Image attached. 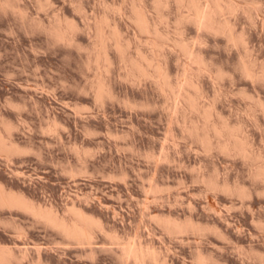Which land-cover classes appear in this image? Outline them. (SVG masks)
Wrapping results in <instances>:
<instances>
[{"label": "rangeland", "instance_id": "374dc122", "mask_svg": "<svg viewBox=\"0 0 264 264\" xmlns=\"http://www.w3.org/2000/svg\"><path fill=\"white\" fill-rule=\"evenodd\" d=\"M54 1L53 9L84 28L75 35V46L59 43L44 31L51 9H42L37 0H19L30 23L0 11V131L24 150L0 153V186L62 216L71 217L69 208L76 206L101 219L108 233L154 247L169 264H199V251L222 264H264V182L254 177L255 166H264V109L255 102H264V83L243 77L242 46L186 23L184 38L193 54L186 55L170 43L172 39L166 52L173 76L188 70L183 90L194 95L196 87L194 91L191 86L198 85L206 95L203 104H214L230 126L247 132L256 153L263 155L252 163L216 148L206 151L185 127L195 120L203 123L201 115L186 109L182 97L181 112H172V99L156 82L125 76L121 54L113 48L109 82L116 98L95 99L99 69L94 63L88 66L87 60L94 54L96 21L107 15L117 24L125 42H131L129 57L138 58L139 51L153 55L150 37L133 23L136 0ZM169 1V9L162 11L169 24L161 23L160 29L176 39L179 8L176 0ZM231 1L243 8L231 20L236 32L248 39L259 70L264 64V0ZM139 3L151 18L159 19L154 0ZM195 56L225 70L226 78L199 76ZM191 75L197 82L189 85ZM182 109L189 110L187 117ZM53 122H58L59 131H48ZM7 123L13 126L10 132ZM212 176L232 188H246L249 196L211 189L207 180ZM166 215L177 220L190 216L202 226L217 227L224 237L213 230L200 236L171 235L155 219ZM65 239L31 214L0 208V245L11 247L20 264H135L132 259L122 261L119 245L106 235H97L92 246Z\"/></svg>", "mask_w": 264, "mask_h": 264}, {"label": "bare ground", "instance_id": "6f19581e", "mask_svg": "<svg viewBox=\"0 0 264 264\" xmlns=\"http://www.w3.org/2000/svg\"><path fill=\"white\" fill-rule=\"evenodd\" d=\"M136 1L133 2L134 5L132 10L133 11L132 19L134 21L133 23H135L138 26L141 32H143L144 34L150 37L149 42L147 43H150L152 45L154 52L152 50L151 51L153 55L151 56L149 54L150 56H148L147 54H144V51L141 52L139 51V54H137L138 56L136 55L138 58L136 57L133 58V56L129 57L127 54V50L129 49L128 46L131 45V42L130 44H129V40L128 43H126L127 41L125 42V39L122 36L123 34L119 30L117 24L116 25L112 24L113 22L109 20L110 17H108L107 15H106L107 17L104 15L105 16V17L103 16L104 18L102 17L100 20H98L99 22L96 21L97 22L96 41L92 45L93 50L91 49L92 50L91 54L93 53L94 54L88 56V60H87L88 66H91L94 63V65L97 66L99 69L98 70L99 73L97 72L99 74V75L97 74L98 80L94 87L95 89L94 92L96 93L95 99L103 102L106 98L112 100L116 98L114 89L112 88V85L109 82L110 81L109 78L111 76L114 66L113 59L110 56V49L113 48L121 54L120 60L122 62V66H124L123 69H125V76H127L129 79L133 81H142V79H152L154 82H156L160 86L159 88L163 89V92L167 93V95L170 98V102L172 99L171 104L168 105L169 107L171 106L170 110L172 109L171 110L172 112L173 111L174 113L181 112V110H179L180 107L178 103L180 102V98L182 97V101L183 100L185 101L184 105H186V109H188L189 107L190 109H192L191 113H193L194 111L196 112L195 114L198 113L201 115L198 116H200L201 120L203 119V123L200 122L202 125L197 123V121L199 120H195L196 123L194 121L191 123L189 122L191 125L188 124L189 127H187L188 125H186L185 127L188 128L187 131L189 130L188 131L189 133L191 132L190 135H192V137L195 136L203 144L204 148H206V151L210 152L214 150V148H216L220 150V152L222 151L225 154L228 153L230 155L235 154L237 156H240L244 158L246 161L249 160L248 162L251 161L254 162L256 159L260 162L259 157L261 156L263 157V155L260 153L258 154L256 153V150L253 147L254 146L253 142L251 141V139H249V136L246 135L247 132L245 133L243 129H241V126L240 127L239 126L234 127L235 125L233 127L230 126V123H228L225 120V118H223V115H221L218 111H216L217 110L216 108H215L216 110L214 109L213 107L215 106L214 104L213 106H211V104H209L210 106L209 105L207 106L202 103L204 102L202 100L205 99L206 95L204 96V91H202V89L199 88L198 85L196 86V84H193L194 82L192 81L195 80H193L192 75H194V73L191 75L192 78L189 77L191 79V80L189 79V81L192 82V83L190 82L189 85L193 84V86H191L192 89L193 87L194 88L196 87L195 88L196 91L193 89L195 91V92L193 91L195 94L190 95L191 93L186 92V90H183L186 88V87L183 88L185 84L184 76H186L188 70L185 67L182 71V74L179 75L176 74L177 75V76L175 75L176 77L173 76V73L171 71L172 69L170 68V62L167 60V52H166L167 51L166 45H169L170 43L173 44L174 42V45L176 47L178 46L179 49H181L186 55L191 56L193 54L190 49V45L186 42L187 40L184 38L185 32L183 30V26L186 23H192L199 29H203L210 34L217 36L218 35L225 36L228 42L230 44H233L234 46H242L243 52L239 56V68L241 70V73L243 74V77H246L247 79L252 80L254 82L255 81L259 83L261 82V84H263L264 64L262 65L263 67L260 66L259 70L257 69L258 62L256 63L257 60L255 61L254 58L252 59L253 56L250 52L251 50H249L250 47L248 46L249 44L247 42L248 39L243 36L244 34H240L236 32L237 30H235L236 28L234 25L235 22L233 23V21L231 20L232 17L239 15L238 12L240 13L242 11L241 10L243 9L242 6L240 7L239 4L231 0H213V1L211 0L212 2L208 0H204V1L176 0L179 8V13L177 14L176 17V24L179 27H178V31L177 30L176 31L177 34L179 35L178 36L179 38L174 39L173 37L170 38L168 32L165 31L163 32V30L160 29L161 23L162 25H164L163 23L169 21V17L166 15V13H164L165 11L164 12L162 11L170 7L169 5L170 1L154 0V6L156 8L155 10L156 12H158L157 15L159 14V19H157L158 17L154 19L151 18L150 15L148 14V11L145 10L146 9L145 6L140 5L142 3L138 4L139 0L137 2ZM37 2H39V5L42 9H48V10L51 9L50 11L52 17H51V21L49 22L50 25L49 26L47 25L48 27L47 26L45 27L43 24V26L45 27L44 31L50 34V36H52L55 39V41L59 43L62 42L70 46L71 45L75 46L74 45L76 43L75 35H77L78 32H82L80 31L82 29L81 26L76 21L70 20L71 18H68L66 16L67 14L62 13L63 11L53 9L52 7L56 3L54 0H37ZM18 4H19V0H0V11H3L5 13L11 11L16 15H19L21 19L24 20L26 19V22H28L27 20L29 17L27 16L28 11L26 12V10H23L24 8L20 7V5ZM80 8L81 11H84L83 7ZM252 10L251 12L253 13ZM251 12H248V14L250 13L249 15L250 17L253 15ZM245 13L247 14L246 11ZM253 17L255 16L253 15L252 18ZM31 22L33 21L31 20ZM28 23H30V21ZM167 24H169V22ZM158 39H161V42H158L157 41ZM170 39H172V41ZM169 41L171 42L169 43ZM208 60L205 59V57L203 56H195L194 61L199 65L197 67L198 70L195 71H198L199 74L201 75H199L198 72H196V74H198L199 76L205 74L208 75L213 74L217 79L220 80L225 79L227 76L226 71L220 67H215V64H213V62H209ZM179 71L178 73H180ZM199 76L198 79L200 78ZM196 82L197 81H195V83ZM198 84L200 83L198 82ZM256 100L255 102L260 104V106H262V108L264 109V104H263L264 102L261 103L262 100H259V102L258 99ZM184 105H182L183 108H185ZM186 109H184V111ZM184 111L182 109L183 113ZM188 111L189 110H187V112L185 111L184 115L185 114L187 115ZM186 115L183 117L188 116ZM185 120L187 121L188 119L185 118L184 121ZM186 121L184 122V124L188 123ZM5 127L8 132H10L13 129V126L9 123H7ZM58 128H59L58 122H53V124L49 126L48 131L56 132L59 131ZM23 152L24 150L21 147L16 145L10 139V137L5 136V134H3L2 131H0V153H5L7 155H14ZM254 164L255 163H253V165ZM256 164H258L257 161ZM255 168H254L255 179L257 178L258 180L264 182V166L259 164L256 165ZM207 184L209 185V187H211V189L223 190L225 192H231L232 194L237 193L239 196L244 198L246 196L248 197L249 196L248 194L250 193L246 188L239 186L238 184L235 185L234 188H232L233 185L231 187L230 183L226 181L225 183H221L220 179L219 180L217 179V176L216 178L213 176L212 178H209L207 180ZM0 208L19 209L23 212L31 214L33 217H35L36 220L42 221L48 226L55 229L56 231L60 232L67 240L71 242H76L77 244L80 245H91L92 243H94L97 235L99 234H102L104 236L106 235L107 238H110L113 241V243L116 242L119 245L120 259L122 261H127V260L129 261L130 259H132L134 261L133 263L135 264H169L168 259L162 257L161 256L162 254L158 252V250H156L154 247L144 246L143 243L137 244L138 242L136 240H135L136 243H134L133 242L134 239L133 240L128 238L122 239L116 233L115 234L112 232L108 233L101 219L88 215L84 211L78 209L76 206L69 208L71 217L62 216L60 214L55 213L52 210L53 208L48 209L47 207L44 208L42 206H38L37 204L34 203V201L28 199L24 194H21L19 192L16 193L14 191H8L5 188H3V186H0ZM155 219L161 226L165 228V230L168 233H170L171 235L173 234L175 236L185 235V234H194L195 236L196 235L200 236L209 230L210 231L213 230L215 233H218L219 236L221 234L217 227L202 226V224L195 222L194 219H192L190 216L189 218H186L184 220H177L172 218L171 216L167 217V215L163 217L157 216L155 217ZM221 236L224 237L223 234H221ZM10 248L7 246L0 245V264L21 263L19 257L16 256L14 251H12ZM195 258L199 264H222L217 259H215L214 256L204 255L203 252L200 251L197 253Z\"/></svg>", "mask_w": 264, "mask_h": 264}]
</instances>
